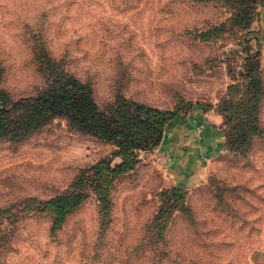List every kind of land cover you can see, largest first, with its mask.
Masks as SVG:
<instances>
[{
	"label": "rangeland",
	"instance_id": "374dc122",
	"mask_svg": "<svg viewBox=\"0 0 264 264\" xmlns=\"http://www.w3.org/2000/svg\"><path fill=\"white\" fill-rule=\"evenodd\" d=\"M263 17L264 0H0V92L11 100L47 88L32 41L42 34L39 50L89 82L102 110L121 93L177 117L200 104L231 118L202 183L175 189L151 146L105 196L89 178L102 161L122 163L116 144L63 116L0 137V229L10 236L0 264H264V135L244 154L230 143L247 122L236 102L251 69L264 88ZM75 193L55 227L49 201Z\"/></svg>",
	"mask_w": 264,
	"mask_h": 264
},
{
	"label": "trees",
	"instance_id": "16d2710c",
	"mask_svg": "<svg viewBox=\"0 0 264 264\" xmlns=\"http://www.w3.org/2000/svg\"><path fill=\"white\" fill-rule=\"evenodd\" d=\"M191 1L202 3L212 0ZM204 36L205 34H202V39ZM32 41L37 42L34 56L39 60L47 59L44 67L41 64V69L47 74L49 82L47 88L34 97L11 100L0 92V137L8 136L12 140H18L43 127L52 118L63 116L81 131L116 144L123 155L122 163L113 168L109 163L102 161L89 178L95 182L99 196H105L107 187L112 184L117 172L134 167L137 161L136 150L159 145L169 123L177 117L176 113L139 103L121 93L117 95L112 107L102 110L94 99L93 87L89 82L81 81L69 73L62 65L52 60L45 49L39 50L40 44L45 42L42 34L34 37ZM255 69L246 74L247 81L243 83L236 102V106H239L237 113L244 115L247 122L239 129L242 132L239 138H231L230 141L234 146L237 145V150L243 154L252 146L255 137L264 135V127L260 124L264 88L258 70L255 72ZM28 104L30 106H27ZM222 112L227 125L231 118L225 109H222ZM174 188L178 189V186ZM80 197L79 193L59 195L49 201V208L57 219L54 222L55 227H58L57 223L62 222L67 213L75 209ZM3 227L0 229V249L5 250L10 236L9 232L5 231L6 226ZM8 237L9 240H6Z\"/></svg>",
	"mask_w": 264,
	"mask_h": 264
},
{
	"label": "crops",
	"instance_id": "0c3cea01",
	"mask_svg": "<svg viewBox=\"0 0 264 264\" xmlns=\"http://www.w3.org/2000/svg\"><path fill=\"white\" fill-rule=\"evenodd\" d=\"M225 127V115L217 106L197 104L171 120L148 156L154 157L167 183L184 188L198 185L206 179L211 161L226 150Z\"/></svg>",
	"mask_w": 264,
	"mask_h": 264
}]
</instances>
